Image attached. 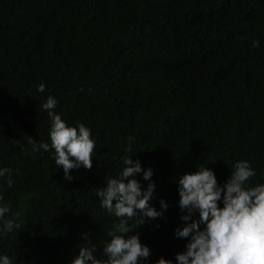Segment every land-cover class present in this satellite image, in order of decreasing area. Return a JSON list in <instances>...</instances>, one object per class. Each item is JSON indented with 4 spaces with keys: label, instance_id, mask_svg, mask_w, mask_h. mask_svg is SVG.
<instances>
[{
    "label": "trees",
    "instance_id": "16d2710c",
    "mask_svg": "<svg viewBox=\"0 0 264 264\" xmlns=\"http://www.w3.org/2000/svg\"><path fill=\"white\" fill-rule=\"evenodd\" d=\"M48 95L96 141L91 169L70 170L71 181L51 150L27 143H51ZM125 154L153 169L152 205L168 204L137 229L151 264L185 250L179 175L214 160L222 185L243 159L257 172L250 185L264 183V0H0V167L14 179L2 190L20 224L0 254L71 264L88 242L99 257L116 218L97 191Z\"/></svg>",
    "mask_w": 264,
    "mask_h": 264
},
{
    "label": "clouds",
    "instance_id": "9594fccd",
    "mask_svg": "<svg viewBox=\"0 0 264 264\" xmlns=\"http://www.w3.org/2000/svg\"><path fill=\"white\" fill-rule=\"evenodd\" d=\"M250 47L259 48V40L253 39ZM37 91H45L43 82ZM57 104L52 95L42 104L51 121V143L37 144L31 137H27V143L32 152L51 150L64 179L71 181L70 170L91 169L96 141L84 123L69 124L62 119L54 111ZM132 140L128 137L126 153L132 152ZM121 160L118 176L108 178L106 187L97 191L101 208L116 218L106 233L110 239L102 242L99 257L95 243L80 245L71 264H151V249L141 242L137 229L163 217L168 204L160 199L157 209L151 203L156 187L151 167H142L132 155L125 154ZM208 163L197 164L195 171L184 172L176 180L183 225L175 229L174 236L187 242L174 259L160 257L156 264H264V183L250 185L257 172L242 159L235 162L234 171L221 185ZM138 176L147 184H142ZM13 183V169L0 167V237L20 228L19 213L11 210L2 190ZM0 264L13 262L0 254Z\"/></svg>",
    "mask_w": 264,
    "mask_h": 264
}]
</instances>
